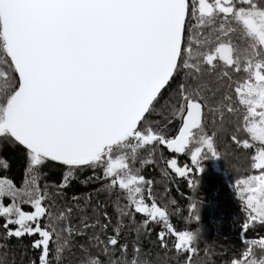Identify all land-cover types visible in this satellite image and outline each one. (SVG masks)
I'll return each instance as SVG.
<instances>
[{"label":"snow or ice","instance_id":"6c2138e0","mask_svg":"<svg viewBox=\"0 0 264 264\" xmlns=\"http://www.w3.org/2000/svg\"><path fill=\"white\" fill-rule=\"evenodd\" d=\"M236 26L252 42L244 59ZM217 114L231 120L233 145L255 149L248 163L259 174L237 181L248 193L242 256L264 264L252 249L264 251V236H247L264 227V0H0V152L18 151L25 165L19 186L0 176V239L34 237L32 264H63L84 236L73 264H144L139 240L124 236L128 220L137 233L157 224L160 247L193 264L197 235L174 227L142 169L167 149L194 167L171 158L164 175L203 173V161L220 158L206 131ZM50 163L62 169L55 185ZM82 169H102L90 178L100 191L119 190L115 223L91 195L57 203Z\"/></svg>","mask_w":264,"mask_h":264},{"label":"trees","instance_id":"16d2710c","mask_svg":"<svg viewBox=\"0 0 264 264\" xmlns=\"http://www.w3.org/2000/svg\"><path fill=\"white\" fill-rule=\"evenodd\" d=\"M229 26L235 25L230 24ZM236 27L237 31L232 34L231 38L238 48V54L244 59L252 55V42L244 36L239 26ZM244 77L243 73L239 76L233 75L234 79ZM207 120L206 131L209 134L217 133L216 145L219 160H205L203 161L205 169L203 173L193 172L181 178L175 176L171 170H168V175H164L170 152L163 149V159H161V151L157 150L155 163L143 166L142 174L146 179L154 182L153 194L157 202L168 211L170 222L174 227L179 230H191L197 235L194 246L199 252L193 257V264H230L233 259H236L239 264H252L251 258L244 259L242 256V253L247 250L245 241L242 239L241 226L247 215L244 201L248 193L244 191L246 186L238 184L237 181L246 179L249 175L259 174V171L252 170L248 163L255 149L241 150L231 143L232 122L228 117L220 122L217 114L215 119L208 116ZM146 155L147 153H142L141 157H146ZM0 156L6 158L10 164L7 170L0 168V176L12 178L19 186L25 166L22 154L8 148L0 152ZM44 170L47 172V181L50 185L61 182L62 169L60 167L50 163ZM101 175L102 169H97L95 173L92 169L77 171L69 187L57 197V203L63 204L65 200L70 201L73 195L82 198L91 195L92 204L100 201L115 223L120 218L115 203L119 190L111 194L100 191L101 181L90 178ZM189 179L193 180L195 187L189 185ZM41 183L43 185L44 182ZM49 191L54 193L55 189L50 187ZM124 204L125 201L121 199L120 206ZM25 210H29L27 206ZM140 220L142 217L137 215V221ZM124 223L126 225L123 229L125 238L130 242L136 240L140 242V259L144 264H180L174 251L162 249L157 243L156 233L160 230L157 224L149 226V234V231L144 229L137 233L134 227L129 226L128 220ZM255 235L264 236V227L255 226L254 231L247 233L249 238ZM33 239L34 237L28 236L20 239H0V264H32L39 256V250L31 247ZM86 241L87 236L75 238L73 249L66 250L63 254V264H73L75 259L73 252ZM171 243L170 241V246ZM252 249L253 258L264 256V251L260 250L259 245L252 246Z\"/></svg>","mask_w":264,"mask_h":264},{"label":"flooded vegetation","instance_id":"af4514ba","mask_svg":"<svg viewBox=\"0 0 264 264\" xmlns=\"http://www.w3.org/2000/svg\"><path fill=\"white\" fill-rule=\"evenodd\" d=\"M175 158L178 161V166H191L190 155L188 154H175L170 152V158ZM173 173V172H172ZM175 176L179 177L175 174Z\"/></svg>","mask_w":264,"mask_h":264},{"label":"rangeland","instance_id":"374dc122","mask_svg":"<svg viewBox=\"0 0 264 264\" xmlns=\"http://www.w3.org/2000/svg\"><path fill=\"white\" fill-rule=\"evenodd\" d=\"M7 202V201H6Z\"/></svg>","mask_w":264,"mask_h":264},{"label":"water","instance_id":"95a60500","mask_svg":"<svg viewBox=\"0 0 264 264\" xmlns=\"http://www.w3.org/2000/svg\"><path fill=\"white\" fill-rule=\"evenodd\" d=\"M239 264V263H238Z\"/></svg>","mask_w":264,"mask_h":264}]
</instances>
